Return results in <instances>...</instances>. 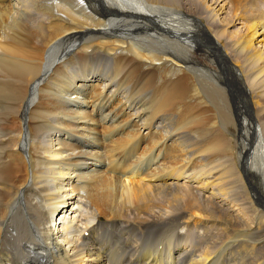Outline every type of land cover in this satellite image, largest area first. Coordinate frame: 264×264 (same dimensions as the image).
Listing matches in <instances>:
<instances>
[{
  "label": "bare ground",
  "instance_id": "obj_1",
  "mask_svg": "<svg viewBox=\"0 0 264 264\" xmlns=\"http://www.w3.org/2000/svg\"><path fill=\"white\" fill-rule=\"evenodd\" d=\"M233 3L0 0V264H264V16Z\"/></svg>",
  "mask_w": 264,
  "mask_h": 264
},
{
  "label": "rangeland",
  "instance_id": "obj_2",
  "mask_svg": "<svg viewBox=\"0 0 264 264\" xmlns=\"http://www.w3.org/2000/svg\"><path fill=\"white\" fill-rule=\"evenodd\" d=\"M245 3H246V10L242 7V4H236V3H233V9L235 12H241V14H243V17H244V20L247 24V28H249V24L251 22H253V18L256 17V15H260V16H264V0H245ZM199 51H202V49H200ZM250 151V150H249ZM251 152V151H250ZM74 214H69L68 215V218H67V221H71L73 220L74 222ZM67 222V225L70 226L72 221L69 222L68 224ZM179 232V230L177 231ZM66 237L68 236V238H72V236L74 235V239L76 240V235L73 234L72 232H67L66 233Z\"/></svg>",
  "mask_w": 264,
  "mask_h": 264
}]
</instances>
